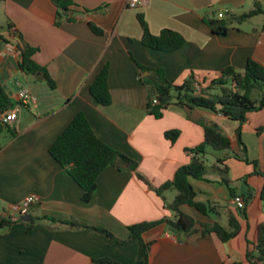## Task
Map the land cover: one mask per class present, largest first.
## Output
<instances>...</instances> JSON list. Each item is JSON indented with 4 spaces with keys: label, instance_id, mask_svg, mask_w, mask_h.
Listing matches in <instances>:
<instances>
[{
    "label": "crops",
    "instance_id": "obj_1",
    "mask_svg": "<svg viewBox=\"0 0 264 264\" xmlns=\"http://www.w3.org/2000/svg\"><path fill=\"white\" fill-rule=\"evenodd\" d=\"M255 1L264 9V0H144L135 9L127 8L126 0H74L88 12L56 26L57 9L51 0H0V31L5 39L0 42V83L12 107L21 87L36 97L35 104L19 109L17 120L5 129L9 135L0 134V217L26 197H37L28 212L35 220L30 232L19 222L0 230V264H90L102 259L136 264L137 243L110 244L97 231L71 228L54 219L98 226L125 240L131 225L172 217L165 206L169 192L163 201L154 189L189 163L186 149L204 141L203 128L194 121L198 119L217 125L230 138L231 150L224 162L228 172L211 170L204 180H190L195 202L210 205L213 211L207 208L202 214L187 205L181 210L199 223L224 226L231 212L240 231L227 243L214 234L200 233L181 241L169 227L158 225L142 234L144 242L153 243L150 264H249L246 251L254 249L258 226L264 222L263 179L232 153L239 152V129L248 160L263 165L264 134L259 136L257 130L264 129V108L249 113L244 124L207 109L187 112L177 106H169L156 119L148 113L152 92L141 80L149 73L140 67L162 69L168 82L181 85L189 79L209 83L229 67L243 72L249 58L264 66L263 16L232 25L225 35L213 33L206 24L207 18L251 11ZM138 16L151 35L176 32L184 39L183 46L172 52L145 47ZM89 24L103 33H93ZM25 45L38 48L33 60L45 68L54 88L45 80L42 83L38 74L19 69V48ZM104 66L111 96L106 107L89 92ZM79 112L103 143L137 164L136 172L107 166L88 203L82 201L81 186L49 154ZM173 130L179 135L170 142L165 133ZM236 197H248L244 211L233 203Z\"/></svg>",
    "mask_w": 264,
    "mask_h": 264
},
{
    "label": "trees",
    "instance_id": "obj_2",
    "mask_svg": "<svg viewBox=\"0 0 264 264\" xmlns=\"http://www.w3.org/2000/svg\"><path fill=\"white\" fill-rule=\"evenodd\" d=\"M57 9L55 25L60 26L64 22L76 21L75 15L88 12L86 9H79L74 0H51ZM256 16H263L264 9L259 2L255 1L254 8L251 11L240 15L224 14L221 19H206L207 26L217 35H225L229 27L238 25ZM139 24L142 29V44L145 47L163 51L172 52L179 50L184 39L176 32L162 30L159 35H151L147 25L141 16H138ZM93 33L101 35L103 31L93 24H89ZM264 32V20L261 27ZM3 34L0 31V42L4 41ZM20 59L19 69L27 75L36 76L45 80L50 88H54V83L48 76L45 68L37 65L33 56L38 52V48L25 45L19 48ZM141 70L149 74L141 77L143 84L151 90L152 95L148 104V113L156 119L161 118L162 113L169 106L180 107L187 112L194 109H207L220 114L225 118L244 124L247 121V115L251 112L259 111L264 108V66L253 58H249L243 72H237L235 69L226 68L220 77L211 80L209 83H198L200 89L196 90L193 79L184 81L181 85H174L168 82L164 77L162 69H152L140 67ZM108 68L104 66L97 74L89 86V92L94 100L101 106L111 104V96L108 87ZM157 101L152 105V100ZM12 101L6 94L0 83V114L12 107ZM203 128L204 141L191 149H186L190 156V161L186 165L180 166L174 173L172 179L163 183L154 191L157 196L165 201L164 193L172 190L175 197L170 203H166V209L172 213V217H164L159 221L141 222L127 227L128 236L125 240H119L107 230L98 226H88L76 221L54 219L61 225L71 228H86L97 231L109 240L110 244L129 245L138 244V254L136 264H150L151 247L153 243H146L142 240V234L151 228L164 224L173 230L179 240H184L196 233L202 237L214 234L222 243H227L234 239L240 231V225L233 213H227V225L218 222L206 224L199 223L191 216L182 212L181 207L187 205L195 208L197 211L205 214L207 208L213 211L214 207L206 206L195 202V191L190 183L191 179L204 180L207 173L206 155L210 148L214 152H227L223 157H217L216 161L210 167L211 170L220 171L223 174L228 172L224 162L231 150L230 138L215 124L208 123L202 119L194 120ZM7 129L0 121V134ZM9 129V128H8ZM257 134H264V129L259 128ZM179 135L177 130L165 133V138L174 142ZM236 137L239 145V152L232 153L233 157L239 161L253 166V174L263 179V188L260 194L261 201L264 204V141H263V165L260 161H250L246 155V148L240 139V130L236 131ZM49 154L60 166L66 169L71 178L81 186L83 190L82 201L88 203L96 190L97 178L100 173L109 165L118 169L127 167L130 171L136 172L137 164L110 148L103 143L94 133L89 121L81 112L77 113L69 122L62 133L57 137L49 148ZM220 166L222 168H220ZM137 177L149 183L140 174ZM223 183L228 182L223 179ZM231 196L234 193L231 190ZM166 202V201H165ZM248 197L243 199V207L238 210L244 211ZM14 222L23 223L27 231L32 230L35 220L24 223L20 218L6 219L0 217V230L9 228ZM246 260L249 264H264V222L258 226L257 241L253 250L246 251ZM96 264H118L108 259L94 261ZM240 264V263H233Z\"/></svg>",
    "mask_w": 264,
    "mask_h": 264
},
{
    "label": "built area",
    "instance_id": "obj_3",
    "mask_svg": "<svg viewBox=\"0 0 264 264\" xmlns=\"http://www.w3.org/2000/svg\"><path fill=\"white\" fill-rule=\"evenodd\" d=\"M144 0H126V7L130 9H135L139 7ZM196 90H199L200 87L198 83L194 84ZM17 104L8 110L2 112L0 114V121L3 126L10 128L13 123L17 120L18 111L22 107H27L29 105L36 103V97L31 93V91L26 87H21L16 95ZM157 101L155 99L152 100V105H156ZM37 202V197L28 196L26 197L19 205L10 206L4 214V218L13 219V218H21L22 216L28 214L31 205ZM233 203L237 206V208L243 207V199L240 197H236L233 199ZM96 264V263H90Z\"/></svg>",
    "mask_w": 264,
    "mask_h": 264
},
{
    "label": "rangeland",
    "instance_id": "obj_4",
    "mask_svg": "<svg viewBox=\"0 0 264 264\" xmlns=\"http://www.w3.org/2000/svg\"><path fill=\"white\" fill-rule=\"evenodd\" d=\"M259 19H261V17L256 18V21L259 20ZM42 83H45V81L42 80ZM1 134H2V137H3V136H6V135H9V132L7 130H4ZM220 154H221V152H214V151H212L209 148V154L206 155V162H205L206 166H207V173H211V168L210 167L212 166V164L215 163L217 156H219ZM168 192L172 194V197L175 195L174 191H168ZM169 193L167 194V200H166L167 203H170L171 200H172V197H169Z\"/></svg>",
    "mask_w": 264,
    "mask_h": 264
},
{
    "label": "water",
    "instance_id": "obj_5",
    "mask_svg": "<svg viewBox=\"0 0 264 264\" xmlns=\"http://www.w3.org/2000/svg\"><path fill=\"white\" fill-rule=\"evenodd\" d=\"M39 75V74H38ZM21 221L24 222V223H28L31 221V216L29 214H26L24 216H22L21 218ZM172 233H175L173 230L169 229Z\"/></svg>",
    "mask_w": 264,
    "mask_h": 264
}]
</instances>
